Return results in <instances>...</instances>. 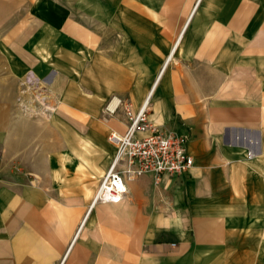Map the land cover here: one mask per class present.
<instances>
[{
  "label": "crops",
  "instance_id": "crops-1",
  "mask_svg": "<svg viewBox=\"0 0 264 264\" xmlns=\"http://www.w3.org/2000/svg\"><path fill=\"white\" fill-rule=\"evenodd\" d=\"M29 70L64 102L50 131L17 111ZM148 97L190 177L92 208L127 128L107 106ZM263 209L264 0H0V264L224 262Z\"/></svg>",
  "mask_w": 264,
  "mask_h": 264
},
{
  "label": "built area",
  "instance_id": "built-area-1",
  "mask_svg": "<svg viewBox=\"0 0 264 264\" xmlns=\"http://www.w3.org/2000/svg\"><path fill=\"white\" fill-rule=\"evenodd\" d=\"M121 106L127 128L124 133L111 131L108 136L116 154L101 178L92 208L124 202L129 181L150 176L160 184L165 178L187 179L194 169V159L188 151L190 136L155 126L151 121V97L137 112L130 102L113 100L106 108L107 115H116Z\"/></svg>",
  "mask_w": 264,
  "mask_h": 264
},
{
  "label": "rangeland",
  "instance_id": "rangeland-1",
  "mask_svg": "<svg viewBox=\"0 0 264 264\" xmlns=\"http://www.w3.org/2000/svg\"><path fill=\"white\" fill-rule=\"evenodd\" d=\"M58 95L57 90L53 88L48 79L40 77L33 70H29L18 84L17 111L27 117L29 120L28 125L35 122L37 126L50 131L55 125V116L64 107V102ZM51 143L52 139L45 135L43 151L45 162L56 153L50 148ZM22 169L23 173L34 180L30 177V170L27 171V168ZM12 174H20L19 169L12 168ZM248 217L245 219L248 223L242 224L241 228L238 224V230H235V233L242 237L241 243L245 244L229 248L227 252L229 259L227 261H216L211 264H264V209L261 213L257 212Z\"/></svg>",
  "mask_w": 264,
  "mask_h": 264
},
{
  "label": "bare ground",
  "instance_id": "bare-ground-1",
  "mask_svg": "<svg viewBox=\"0 0 264 264\" xmlns=\"http://www.w3.org/2000/svg\"><path fill=\"white\" fill-rule=\"evenodd\" d=\"M118 100V99H117ZM99 190V189H98Z\"/></svg>",
  "mask_w": 264,
  "mask_h": 264
}]
</instances>
